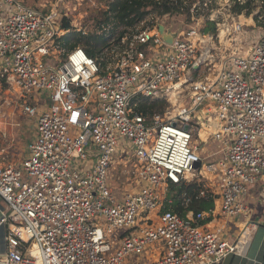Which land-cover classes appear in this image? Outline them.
Here are the masks:
<instances>
[{
  "label": "built area",
  "instance_id": "built-area-1",
  "mask_svg": "<svg viewBox=\"0 0 264 264\" xmlns=\"http://www.w3.org/2000/svg\"><path fill=\"white\" fill-rule=\"evenodd\" d=\"M60 1L44 12L23 0H0L3 74L22 98L48 93L51 100L36 117L28 156L0 163V197L11 211L0 223L7 226L0 264H126L135 255L143 264H220L232 255L246 256L258 225L243 198L264 175V34L247 56L225 57L223 43L243 31L245 13L236 15L230 0H219L225 12L201 16L219 34L204 36L201 49L196 31L179 33L167 44L159 26L168 27L162 18L155 24L150 18L111 51L105 49L112 61L103 68L83 48L68 51L57 42L66 33ZM212 3L198 2L193 17ZM181 79L183 87L165 88ZM136 98L175 99L187 108L148 125L135 112ZM209 101L218 110L215 141L222 151L204 164L199 146L192 145V122ZM206 110L214 119L212 108ZM27 111L35 115L36 108ZM127 148L143 165L133 172L137 191L120 197L110 172ZM195 169L216 180L212 193L219 207L187 217L165 211L168 184L189 180L185 175ZM215 216H244L246 222L230 241L223 227H205Z\"/></svg>",
  "mask_w": 264,
  "mask_h": 264
},
{
  "label": "rangeland",
  "instance_id": "rangeland-1",
  "mask_svg": "<svg viewBox=\"0 0 264 264\" xmlns=\"http://www.w3.org/2000/svg\"><path fill=\"white\" fill-rule=\"evenodd\" d=\"M26 5L30 7H37L41 10H51L53 6L57 4V0H23ZM107 0H61L59 5H57L58 10L61 12L62 17L65 16L69 20L73 22L76 27V31L79 32L80 30L83 32H94L96 30V18L100 17V11L103 9H107ZM233 6V5H232ZM226 4L220 3L215 5L214 7H208L206 11L200 10L196 13L195 18H192L191 22L188 21L186 16H172V17H164L161 21L164 23L171 32L174 33H184L185 36L192 31H196L199 36L196 38V45L198 48H202L204 44H206L207 39L202 35L201 31L206 26L207 16H210L213 12L222 11L225 12L224 8ZM261 7L255 8L252 14L245 16L240 20L243 23V31L239 34H235L231 40H226L223 43L224 49V56L231 55L232 52L236 53L241 57H245L253 50V47L256 45L259 37L264 34V28L257 25L255 20V13L260 12ZM202 15H207L206 18H202ZM151 21H148L145 27H149ZM219 34V29L217 31V35ZM224 38V36H223ZM227 51V52H226ZM0 67H1V58H0ZM198 73H193L194 78H198ZM186 79V78H185ZM186 81L181 79L174 84L166 85L165 88H179L185 85ZM11 87L9 90L11 91ZM13 91V90H12ZM35 100H31V104L34 107H38L41 105L47 106L48 104L51 105V100L49 94H42L38 95L37 93L34 94ZM23 100V102L15 107V113L12 118H1L0 117V152L1 151H8L9 160L17 159V157L23 158L26 157V148L28 144V140L33 135V128L35 118L37 117V113L41 110V108H37L36 115H32L27 111V108H33L27 102L28 100ZM170 108V116L163 117L164 121H168V117H175L179 110L186 107L187 104H181L182 101H177L173 99L170 103L167 101ZM207 108H212L213 110V117L212 119L211 114L206 110ZM39 109V111H38ZM218 110L212 102H208L205 105V108L199 110L192 122V130L195 133L194 139L192 140V145L199 146L198 154L203 159L204 164H209L217 160L220 156L222 151V146L217 143L215 140V134L219 132V128L216 125V122L219 120ZM2 123L4 125H2ZM20 126H18V125ZM5 126H8V129H5ZM15 131V132H14ZM13 134H12V133ZM12 134V135H11ZM157 137V133L154 134L153 139L155 140ZM151 145H148L150 148ZM24 152H23V151ZM14 153V154H13ZM16 155V156H15ZM136 158L135 152L132 148H127L122 155L115 159L114 164L111 168V177L110 180L113 184V187L116 189L117 193L120 197L125 194L134 193L139 188V185L136 184L137 177L133 176V172L138 170L143 164H139L137 161L134 160ZM20 161V160H15ZM210 173H206L204 170L195 169L191 173H187L185 177L189 180L199 179L202 182H205L209 191L212 192L216 191L215 187L212 186V183L215 181ZM169 185V184H168ZM212 187H209V186ZM169 193V187L166 190L165 196ZM217 199V206L219 207L220 202ZM151 217L157 220L156 212L151 214ZM155 245L149 247V251L152 250ZM146 256H144L145 260ZM143 258L140 256H131L127 259L126 264H143L141 262Z\"/></svg>",
  "mask_w": 264,
  "mask_h": 264
},
{
  "label": "trees",
  "instance_id": "trees-1",
  "mask_svg": "<svg viewBox=\"0 0 264 264\" xmlns=\"http://www.w3.org/2000/svg\"><path fill=\"white\" fill-rule=\"evenodd\" d=\"M204 1L107 0V9L101 10L100 17L96 18L94 32H77L75 30L77 26L71 20L65 16L61 17L60 22L66 33L57 42L68 51L78 47L83 48L88 56L100 61L102 67L106 68L111 63L112 56L105 54V49L108 48L111 51L112 47L119 45L124 37L132 36L143 22L152 18L155 24L157 18L165 16H186L191 22L192 18H195L191 12L192 9L198 2L204 4ZM210 1L213 2L210 6L214 7L219 0ZM230 1L233 5L232 11L236 15L242 13L250 15L255 8L261 7V11L255 15V20L257 25L264 28V0H246L244 4L239 3V0ZM43 11L48 12L49 10L44 9ZM201 33L204 36L216 35V24L208 21ZM152 44H144L141 47L147 49ZM134 106L135 112L145 117L148 125H152L158 116L163 118L169 109V104L165 99L136 98ZM168 187L165 211L170 210L181 217H187L190 212H212L216 208L218 196L209 191L205 182L199 179L184 180L180 184L170 183ZM202 192H205V196H202ZM187 201H189L188 204Z\"/></svg>",
  "mask_w": 264,
  "mask_h": 264
},
{
  "label": "crops",
  "instance_id": "crops-1",
  "mask_svg": "<svg viewBox=\"0 0 264 264\" xmlns=\"http://www.w3.org/2000/svg\"><path fill=\"white\" fill-rule=\"evenodd\" d=\"M9 87L13 89H11L10 91ZM21 99L24 98H22L20 91L10 85L7 76L3 74L0 67V117L12 118V116L15 113L14 106L21 104L23 102V100ZM30 101H28L27 103L33 108L36 109L41 108L40 111L38 109L39 112L37 113V115L40 114L42 111L50 108V104H48L46 107L43 105H41V107L40 106L34 107ZM34 118H35L34 119L35 122L33 128V135L27 141L28 144L26 148V157L29 154V146L31 145V143L33 142V140L37 135V121H36L37 118L36 117ZM2 125L4 124L2 123ZM5 129H8V126H5ZM9 158L10 157L8 155V151L0 152L1 164L10 163L11 161L9 160ZM25 158H23V160ZM15 160H20V161H15ZM15 160L12 161H14V163H19L23 161V160L21 161V158L19 157H17V159ZM216 184L217 183L215 180L212 183V186H214L215 189L217 187ZM212 186L210 185L209 187ZM243 200L248 208L249 219L252 222L256 223L258 226L251 237L250 247L247 255L246 256L232 255L229 256L220 264H264V175H262V177L256 184L249 187V190L246 196H244ZM216 207H217V201H216ZM10 214L11 211L9 207L7 206L6 202L0 197V223L4 218V216H9ZM245 222L246 219L244 218V216H240L238 218L230 219V220L224 219L223 217L220 216H215L210 218L207 222H205V227L209 230H215L216 228L223 227L225 237L230 241H234L240 234L241 230L243 229ZM6 253H7V226L0 225V255H5Z\"/></svg>",
  "mask_w": 264,
  "mask_h": 264
},
{
  "label": "water",
  "instance_id": "water-1",
  "mask_svg": "<svg viewBox=\"0 0 264 264\" xmlns=\"http://www.w3.org/2000/svg\"><path fill=\"white\" fill-rule=\"evenodd\" d=\"M159 32H160L162 38L164 39V41L167 44H170V45L174 42L175 38L178 35V33L171 32L170 29L168 31H166L163 25H160L159 26ZM195 70H198V66H195ZM186 129L188 130L189 129V126H187ZM198 167H199V164H197V168Z\"/></svg>",
  "mask_w": 264,
  "mask_h": 264
}]
</instances>
